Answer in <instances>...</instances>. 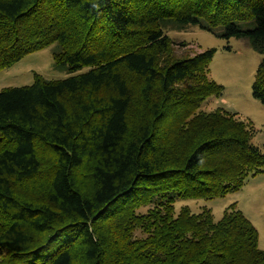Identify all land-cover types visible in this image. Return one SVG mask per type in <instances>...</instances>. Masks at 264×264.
<instances>
[{"label": "trees", "instance_id": "obj_1", "mask_svg": "<svg viewBox=\"0 0 264 264\" xmlns=\"http://www.w3.org/2000/svg\"><path fill=\"white\" fill-rule=\"evenodd\" d=\"M189 27L250 42L264 105V0H0V70L57 44L71 75L0 92V264H264L236 204L176 213L264 168L251 124L202 111L224 88L215 49L175 54Z\"/></svg>", "mask_w": 264, "mask_h": 264}, {"label": "rangeland", "instance_id": "obj_2", "mask_svg": "<svg viewBox=\"0 0 264 264\" xmlns=\"http://www.w3.org/2000/svg\"><path fill=\"white\" fill-rule=\"evenodd\" d=\"M243 29L249 28L240 24ZM222 29L214 33L199 27H189L184 31H170L174 52L179 57L193 56L197 53L215 49L216 54L210 64V78L224 88L221 96H212L203 104L202 111L224 110L236 118L251 124L252 143L264 152V105L253 96V84L262 56L256 52L246 39L226 40L220 37ZM54 44L41 51L25 56L9 69L0 70V92L8 88L31 86L37 75L47 80H62L70 77L65 70L54 65ZM87 69L79 72H86ZM78 74V73H77ZM255 226L259 233V248L264 251V168L251 174L244 187L222 198L212 200H184L175 204L176 213L189 207L194 214L210 209L215 221L224 216L231 205ZM154 205L142 206L136 213L145 215ZM137 238L146 235L137 230Z\"/></svg>", "mask_w": 264, "mask_h": 264}]
</instances>
